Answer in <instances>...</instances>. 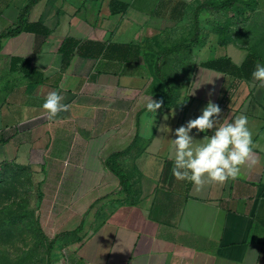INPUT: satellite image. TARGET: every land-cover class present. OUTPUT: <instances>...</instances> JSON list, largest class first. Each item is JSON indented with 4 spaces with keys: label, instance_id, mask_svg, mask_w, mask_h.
<instances>
[{
    "label": "crops",
    "instance_id": "crops-1",
    "mask_svg": "<svg viewBox=\"0 0 264 264\" xmlns=\"http://www.w3.org/2000/svg\"><path fill=\"white\" fill-rule=\"evenodd\" d=\"M209 1L0 0V33L20 16L38 24L1 40L0 169L31 166L43 204L62 206L56 220L82 222L97 199L113 203L101 226L62 236L55 263L264 264V86L251 75L264 64V0L247 20L231 18L223 46L214 29L232 13L201 7ZM197 27L189 48L161 54L191 41ZM65 38L85 42L82 54L65 57ZM248 50V79L204 65L226 56L240 66ZM166 84L170 99L155 116L146 98L162 100ZM51 91L70 105L53 120L42 108ZM209 100L222 122L248 116L259 162L197 192L172 175L168 154L175 128ZM162 124L173 132H159ZM119 152L128 199L116 193L119 178L106 163Z\"/></svg>",
    "mask_w": 264,
    "mask_h": 264
},
{
    "label": "clouds",
    "instance_id": "clouds-1",
    "mask_svg": "<svg viewBox=\"0 0 264 264\" xmlns=\"http://www.w3.org/2000/svg\"><path fill=\"white\" fill-rule=\"evenodd\" d=\"M251 75L253 84L259 82L264 86V64L258 63ZM190 94H195L194 89ZM64 99L58 91L47 94L42 104L47 119L53 120L59 113L70 109V105L63 102ZM146 100V111L156 116L163 101L154 100L152 96ZM155 116L150 122L151 131ZM167 118L164 117L165 120ZM157 130L165 135L173 132L167 124L158 125ZM201 133L203 136L197 138ZM253 135L245 113L222 122L221 107L209 100L199 115L175 128L168 154V159L172 161L171 173L178 180L190 182L197 192L211 183L223 185L236 180L243 175V168L259 162L254 155Z\"/></svg>",
    "mask_w": 264,
    "mask_h": 264
},
{
    "label": "rangeland",
    "instance_id": "rangeland-1",
    "mask_svg": "<svg viewBox=\"0 0 264 264\" xmlns=\"http://www.w3.org/2000/svg\"><path fill=\"white\" fill-rule=\"evenodd\" d=\"M42 197L31 166L12 163L0 169V264H48L50 240L81 223L56 220L62 206L45 205ZM112 206L110 203L90 210L81 233L95 229ZM61 239L56 241L52 259Z\"/></svg>",
    "mask_w": 264,
    "mask_h": 264
},
{
    "label": "trees",
    "instance_id": "trees-1",
    "mask_svg": "<svg viewBox=\"0 0 264 264\" xmlns=\"http://www.w3.org/2000/svg\"><path fill=\"white\" fill-rule=\"evenodd\" d=\"M201 7H207L210 9H213L215 11H223L226 14L229 12L232 13L231 16H227L225 21L221 24L215 27V32L218 35L219 38V44L220 45H226L228 41L230 40L229 37V26L232 24L231 18L233 16L239 17L241 20H247L250 16V14L255 10L257 7V0H213L204 3ZM197 18V17H196ZM195 18V19H196ZM37 23L32 24H25L23 22L22 16H20L17 19V25L15 28L9 29L6 32L0 33V44L1 40L9 35L19 33L21 31H38L36 26ZM200 29L197 27L195 30V36L191 41L183 42L177 46H174L172 48L165 49L161 52V54H169L176 52L183 48H189L193 43H195L196 38L199 36ZM85 43V42H84ZM81 41L72 39V38H65L61 44V51L65 54V57H67V54L70 50H74L78 52L79 54H82L84 44ZM96 54L101 53L103 50V45L98 44L96 47ZM108 49V46L106 49H104V52ZM255 63V54L248 50L245 60L243 61L242 65L236 66L233 64L226 56L218 57L215 60L212 61H206L204 62V65L209 68H215L223 71H230L233 73L237 78L240 79H248L249 74H246L247 71L250 73L251 68L253 67ZM166 96L161 100L163 101V104L169 101L171 96V89L168 84H166ZM120 155L119 153L111 154L107 160V166L110 168V170L119 178V188L116 191L117 194H121L124 196L125 199H128L131 194V184L129 181V177L126 174V172L118 165L116 158ZM106 198V197H105ZM105 198H99L97 199L91 206L90 210L94 208H99L100 206L104 205L105 201L103 199ZM106 218H104L97 227L101 226ZM85 227L84 222L82 221L76 228L70 231H64L63 233H58L53 239L50 240L47 246V263L48 264H54L55 259H52V250L56 244L57 239L61 236H65L68 234L78 235ZM79 238H82V236H78ZM58 244V243H57Z\"/></svg>",
    "mask_w": 264,
    "mask_h": 264
},
{
    "label": "built area",
    "instance_id": "built-area-1",
    "mask_svg": "<svg viewBox=\"0 0 264 264\" xmlns=\"http://www.w3.org/2000/svg\"><path fill=\"white\" fill-rule=\"evenodd\" d=\"M54 264H59V263H54Z\"/></svg>",
    "mask_w": 264,
    "mask_h": 264
}]
</instances>
